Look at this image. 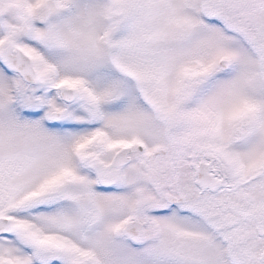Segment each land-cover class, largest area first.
I'll use <instances>...</instances> for the list:
<instances>
[{
    "label": "snow or ice",
    "instance_id": "6c2138e0",
    "mask_svg": "<svg viewBox=\"0 0 264 264\" xmlns=\"http://www.w3.org/2000/svg\"><path fill=\"white\" fill-rule=\"evenodd\" d=\"M0 264H264V0H0Z\"/></svg>",
    "mask_w": 264,
    "mask_h": 264
}]
</instances>
